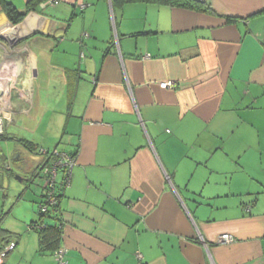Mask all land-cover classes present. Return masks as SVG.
<instances>
[{
  "label": "crops",
  "instance_id": "0c3cea01",
  "mask_svg": "<svg viewBox=\"0 0 264 264\" xmlns=\"http://www.w3.org/2000/svg\"><path fill=\"white\" fill-rule=\"evenodd\" d=\"M206 1L0 0V215L8 164L41 175L26 143L76 154L63 264H264V0ZM11 232L3 264H61Z\"/></svg>",
  "mask_w": 264,
  "mask_h": 264
},
{
  "label": "trees",
  "instance_id": "16d2710c",
  "mask_svg": "<svg viewBox=\"0 0 264 264\" xmlns=\"http://www.w3.org/2000/svg\"><path fill=\"white\" fill-rule=\"evenodd\" d=\"M45 0H29L27 4V11L34 10L41 2ZM122 2L134 1V0H121ZM148 2H159L169 5L185 7L195 11H201L206 13H214L211 4L206 0H144ZM3 7L13 24H17L23 20L26 12L18 10L12 3L8 1H3ZM0 139L3 140V135H0ZM1 141V140H0ZM26 147L33 152H36L38 148L33 145L25 144ZM76 156V154H70ZM49 157H45L44 161L38 166V169H42L44 163H47ZM3 164L0 160V165ZM3 167V165H1ZM0 167V170L2 169ZM9 174H12V170H6ZM41 172V171H40ZM61 177L59 178V185L57 186L56 199L57 203L49 206L47 210H43L40 207L41 204L47 202V188L44 187V194L42 201L39 203L38 214L39 219L29 223L28 227L30 230L36 231L39 240V251L41 253L45 252H55L61 247L62 235H63V219L60 216V199L63 189L66 187L64 183L61 182ZM5 198V196H3ZM4 202V201H3ZM8 212H3L0 215V252L5 250V248L12 243V232L3 227L2 222ZM15 243V242H14ZM17 243H15L16 245ZM9 253V251H8ZM7 253V254H8Z\"/></svg>",
  "mask_w": 264,
  "mask_h": 264
},
{
  "label": "rangeland",
  "instance_id": "374dc122",
  "mask_svg": "<svg viewBox=\"0 0 264 264\" xmlns=\"http://www.w3.org/2000/svg\"><path fill=\"white\" fill-rule=\"evenodd\" d=\"M44 131V132H43ZM47 128H43L37 132V137L42 139L43 137H48L50 142H54V145H61L60 143V136L61 134H55V132L49 129L47 133ZM54 135V136H53ZM56 135V136H55ZM58 136V140L57 139ZM56 140V141H55ZM40 147L38 150H40ZM46 149V148H44ZM37 150V152H38ZM53 150V149H52ZM4 154L3 149L1 150ZM14 175L10 178L6 175V171L2 172L4 179L2 180L3 183L6 182V193L8 195L7 199L5 200L4 206L2 209L6 212L11 209L10 213L5 217L2 225L3 227L11 230L16 231L21 236L27 238L29 235L26 233L28 231V224L30 221L38 220V208L39 203H36L40 200V191L38 193L34 192V188L36 189L37 185L42 183V175H38L35 177V185L32 188H27V182L25 180L20 181L16 177L20 176V178H26L27 174H24L21 170H19L16 164L12 166ZM40 189V188H39ZM22 193V197L19 195ZM26 233V234H25ZM16 250V249H15ZM15 250L11 253V255L15 252ZM17 258V257H16ZM15 261V257H12V262Z\"/></svg>",
  "mask_w": 264,
  "mask_h": 264
},
{
  "label": "built area",
  "instance_id": "2783aa9c",
  "mask_svg": "<svg viewBox=\"0 0 264 264\" xmlns=\"http://www.w3.org/2000/svg\"><path fill=\"white\" fill-rule=\"evenodd\" d=\"M55 0H50V2H54ZM163 87H175L176 83L174 81H168V82H163L161 84ZM5 117H9L8 115H5ZM4 133V116L2 114V111L0 110V134ZM35 155L38 157H43V160L45 157H49V160L47 163H44L41 169V175L43 176L44 180V187L47 189V202L45 204H41L40 207H42L43 210H47V208L53 204L57 203L56 199V194H57V186L59 185V178L61 177V182L64 183V186H68L71 178H72V171H73V166L75 164V157L67 152L54 149V150H48L41 148L38 150V152H35ZM235 240L234 236L225 233L222 234L219 237V242L220 243H231ZM15 247V243H10L5 250L0 252V264H3L8 251H10L12 248ZM64 254L65 250L60 247L54 252L55 258L58 262L61 264L64 263Z\"/></svg>",
  "mask_w": 264,
  "mask_h": 264
},
{
  "label": "water",
  "instance_id": "95a60500",
  "mask_svg": "<svg viewBox=\"0 0 264 264\" xmlns=\"http://www.w3.org/2000/svg\"><path fill=\"white\" fill-rule=\"evenodd\" d=\"M15 26H17V25H15ZM6 170H12V166H10L9 164L6 166ZM19 176H17V178H18ZM19 180H21V178H19Z\"/></svg>",
  "mask_w": 264,
  "mask_h": 264
}]
</instances>
